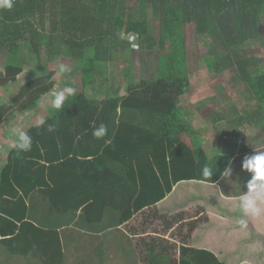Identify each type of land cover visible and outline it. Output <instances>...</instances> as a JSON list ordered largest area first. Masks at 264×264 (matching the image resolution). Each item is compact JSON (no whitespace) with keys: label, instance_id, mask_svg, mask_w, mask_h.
Returning <instances> with one entry per match:
<instances>
[{"label":"trees","instance_id":"1","mask_svg":"<svg viewBox=\"0 0 264 264\" xmlns=\"http://www.w3.org/2000/svg\"><path fill=\"white\" fill-rule=\"evenodd\" d=\"M193 36L198 44L189 51ZM252 36H264V0H15L11 9L0 7V88L18 87L11 105L0 106V124L14 113L33 122L26 130L32 149L19 153L13 144L0 155V219L8 226L0 239L7 249L12 241H28L45 252L40 263L65 264L64 242L77 235V264H116L119 257H137L140 264H245L248 251V260L262 264L264 216L248 217L241 228L239 205L230 206L199 179L201 165L212 167L215 156L205 154L196 136L194 112L207 118L211 105L228 101L219 94L202 105L193 101V112L182 104L190 75L202 68L203 39L214 45L204 60L210 79L231 73L251 94L241 111L232 102V113L262 123L264 44L251 50ZM27 49L42 73L23 81ZM134 52L144 54L149 75L142 79L133 69ZM61 63L71 64L63 86L76 94L61 110H47L40 102L55 90ZM227 119L219 114L213 121ZM100 124L108 129L103 139L93 136ZM137 218L142 225L133 223ZM155 225L163 230L152 235ZM172 229L176 239L184 230L180 240L164 237ZM210 229L215 240L205 237ZM111 231L126 246L111 248L110 238L101 237ZM226 234L246 248H230Z\"/></svg>","mask_w":264,"mask_h":264},{"label":"crops","instance_id":"2","mask_svg":"<svg viewBox=\"0 0 264 264\" xmlns=\"http://www.w3.org/2000/svg\"><path fill=\"white\" fill-rule=\"evenodd\" d=\"M10 87H11V91H13L12 94H16L17 92L16 90L14 91V88H16L17 86L12 85ZM10 87L0 88V93L4 89L6 90V89H9ZM12 96L10 94L9 100L1 103L0 106L1 105H6V106L11 105L10 100ZM211 97L212 96L208 98H211ZM42 101L43 100H41L40 102L41 106H42ZM204 101L205 99L196 100L194 104L202 105L204 104ZM232 102L233 101H231L229 104L228 111L230 112L226 110V106L228 105L229 101L226 105H222L220 103L211 105L210 109L213 114L211 113L210 114L211 116L209 115L207 118H203L201 115H197V113L194 112L193 127L195 130L196 136L198 135L199 139H201L199 140V142H201V145L204 147L205 151H207L208 149H211L210 156H212L214 153L215 157H214L212 168L216 167L214 170H217V172L214 173L212 177V181L206 180L202 176V168L205 165L203 164L201 165V169L198 170L199 179H201L202 180L201 182L205 184L216 187L220 191L219 193L220 198L224 200L226 203H229L230 206L231 205L237 206L239 205L240 195L243 193L244 190H246L244 188V184L247 182V180L250 179V176H251L250 173L243 171L241 169L242 160L244 159L245 156L253 154V152L264 151V121H262V123H256V121H253V120L242 119L240 114L239 116H235V113H232V111L234 110L231 109L230 107ZM182 104H183V101H182ZM214 106H217V108H214ZM216 113H218L217 115L220 114L221 116H224L228 119L218 122V123H214L213 120L217 116ZM14 114H12L6 121L0 124V155H4L10 149V147L14 144V138L10 134V129L12 127H20L22 129L27 127L24 130H27L32 127L33 122L30 118H27L26 114L23 115L19 113V116H17V114L16 115ZM208 118L210 119L207 122L206 120ZM234 118H238V119L234 120ZM204 124H207L211 128V130H208L207 129L208 127L202 128L206 126ZM218 148H221L220 154H217L214 152V149H218ZM205 154L208 155L207 153ZM201 157L202 156L199 155L198 161H201ZM230 157L233 158V167H234L235 172L239 174V178L237 179V177L234 175L231 180L221 179L220 172L223 171V169L226 166L227 160ZM211 193L214 196V193L213 192ZM212 199L214 200V206L219 207V201L217 197L214 196ZM220 203H223V202H220ZM42 205H43V202L41 203V213L43 212ZM216 211L217 209L213 208L209 212L210 214H212V212H216ZM263 216H264V213H262L259 217H263ZM262 220H264V217L261 219V221ZM6 224L7 223L5 221L1 220L0 231L6 230L5 227H8V226H4ZM122 228L123 227H121V230L124 231L123 230L124 228L123 229ZM65 232H66L65 229L61 231L63 235ZM183 232L184 230H181V232L178 233L180 234L178 236L179 240L181 239ZM166 234L167 235L164 236L166 237V239L172 242L178 240L174 237V235H172L174 234V229H172L171 231H168ZM217 234H219V232H217ZM101 237L106 239L105 238L106 234L102 233ZM205 237L207 240L214 239L213 229H210L207 232ZM226 237H228L229 240H231L230 248L231 247H234V248L237 247L240 249L246 248V246L242 242L238 241L239 238L237 235L226 234L224 238ZM7 238H11V237H7ZM3 240L4 239L2 238L0 239V264H38V263L42 264L43 263V261H41L40 263L39 260L37 261V259L39 258L44 259L42 257H45L46 254L45 252H42V255H41L40 251L37 250L38 247L36 245L35 247H33L27 243L28 241L26 242V241H21V240H15L10 243L12 245L11 246L12 251H10L9 249H7V245L9 244L3 243ZM199 240H202V239H199ZM64 243H66L68 252H69V257L68 259H66L65 264H77L81 259L78 257V252L75 250L77 248L76 245L74 244L71 238H68L67 242H64ZM19 248H21L22 252L20 251ZM212 251H214V247H212ZM215 251L218 252V250H215ZM24 252H30V254H24ZM230 255H233L232 252H229V256ZM227 256L228 255L224 256L223 259L228 262L230 260L227 258ZM243 256L242 257L244 258V260L242 263H244L245 261H246L245 264H250V263L257 264L258 263V262L255 263L254 261L248 260V259H251L250 251L246 252V254H244ZM261 260H262V264H264V257ZM116 264H140V262L137 257H135V259L119 257L116 261ZM232 264H234V261H232Z\"/></svg>","mask_w":264,"mask_h":264},{"label":"rangeland","instance_id":"3","mask_svg":"<svg viewBox=\"0 0 264 264\" xmlns=\"http://www.w3.org/2000/svg\"><path fill=\"white\" fill-rule=\"evenodd\" d=\"M194 38V36H193ZM193 42L191 45H189V51H192L195 47V44L197 42L196 38H194ZM198 39V38H197ZM199 40V44H201V52L197 51V55H198V59L199 62L202 63V68L199 69L197 72L193 73L192 75H190L189 77V87H188V95L184 93V95L182 96V101L183 104L189 108L190 111H194L193 107H191V102L196 101V100H202V99H206L210 96L214 97L216 95L219 94L220 98L225 99V101H229L228 105L226 106V110L228 111L229 109V104L231 101H233V103L237 104L238 109L241 111L243 109H245V105L243 103H249V98L251 97V94L248 95L247 92V88L242 85L238 80L237 77H234V75L227 74V79L226 80H222L219 81L218 80H211L210 79V75L212 72V69L209 71L206 68V61L205 58H207V56H209V54L211 55V52L214 48V45L211 44V42L208 44L206 40L203 39H198ZM261 44H264V36H252V40L248 42V45L250 46L249 48L252 50L253 48H255V46H259ZM250 49H248L246 52L251 53ZM258 50L255 49L254 52H257ZM141 54V55H140ZM142 55H144L142 52H134V64H133V69L135 71V73L137 74V79H142V77H145L147 75H149L147 71L146 66L143 67V63H142ZM264 57V54H262L261 58ZM21 58L24 59V61H22L23 63V70L24 73H22V75L20 76V79L24 80H32L35 79V77L39 76L42 73V70L37 69L38 67V60L37 57L35 56V53H33L32 50H24L21 53ZM71 65L70 63H61V65L65 67H67V65ZM148 68H152L153 66L151 65V63L149 62L148 64ZM3 67V60H0V67ZM228 73V72H227ZM62 74V75H61ZM67 74L63 71H59V77L57 79L56 82V87L55 90L52 91L50 94L46 95L43 97V105H44V109H53L51 107V101L53 99V93L57 90H59L60 88H63V84L64 82L67 80ZM16 90L18 89V87L15 88ZM14 89V91H15ZM13 91H11V87L9 89H4L1 93H0V104L3 102H6L7 100H9L10 94L11 96L14 95L12 94ZM218 104V103H215ZM214 108H217V106H214ZM230 112V111H228ZM34 113V112H33ZM31 113V114H33ZM243 112L241 113H236L240 115H242ZM17 116H19V113H16ZM30 114V115H31ZM35 114V113H34ZM33 116V115H31ZM238 118H234V120H237ZM206 126L202 127V128H206L208 130H211V128L207 125L204 124ZM27 128V127H26ZM24 128V129H26ZM206 153L210 156L211 154V149H208L206 151ZM201 160L204 161V158L201 157ZM208 198L206 199L207 201L211 199V194H209L207 196ZM44 205V204H43ZM174 209V207H173ZM133 223H136L138 226L142 225V220L140 219H135V222L133 221ZM157 230H163V226L159 225V226H154L153 228H150L149 231L151 232L152 235L155 234V232H157ZM107 238H110L111 242H110V247L116 249L117 251L120 248V244H122V246H126L123 245L124 242L119 241V237L121 239V234H119L118 231H111L110 233L106 234ZM170 235V234H169ZM77 236V235H76ZM74 238L73 241L75 242H79V236H77V238ZM76 243V244H77ZM127 243V242H126ZM77 246H82L83 245L81 243H79ZM82 250V254L84 252V248L81 249ZM104 256H107L106 252L104 251L103 254ZM101 255V256H102ZM37 263V262H36ZM104 264H107V261L104 262Z\"/></svg>","mask_w":264,"mask_h":264},{"label":"clouds","instance_id":"4","mask_svg":"<svg viewBox=\"0 0 264 264\" xmlns=\"http://www.w3.org/2000/svg\"><path fill=\"white\" fill-rule=\"evenodd\" d=\"M15 0H0V7L11 9ZM129 40H135L136 34H129ZM61 72L65 71L63 65L60 67ZM76 94L73 87H63L53 93L51 107L55 110H61L65 101ZM45 121L41 120L43 126ZM49 132L55 131L54 125L47 126ZM108 129L104 124L94 128L93 136L97 139H103L107 135ZM10 134L14 138V148L17 152H28L32 149L33 138L28 131L20 127H12ZM110 141H106L108 143ZM223 155V153H222ZM221 155V156H222ZM214 157H210V160ZM217 161V160H216ZM215 161V163H216ZM241 169L251 174L250 179L244 184L246 190L239 197L240 216L236 218V224L241 228H246L248 217H259L264 213V151H256L247 155L242 160ZM217 170H214L210 164H205L202 168V176L206 180L212 181V177ZM239 178L233 167V158H228L225 168L220 172V178L231 180L233 176Z\"/></svg>","mask_w":264,"mask_h":264}]
</instances>
